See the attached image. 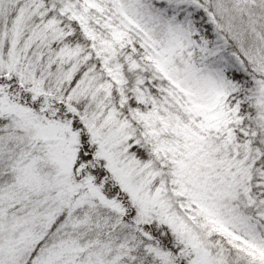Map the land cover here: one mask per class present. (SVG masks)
<instances>
[{"label":"snow or ice","instance_id":"obj_1","mask_svg":"<svg viewBox=\"0 0 264 264\" xmlns=\"http://www.w3.org/2000/svg\"><path fill=\"white\" fill-rule=\"evenodd\" d=\"M0 264H264V0H0Z\"/></svg>","mask_w":264,"mask_h":264}]
</instances>
